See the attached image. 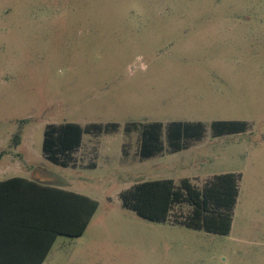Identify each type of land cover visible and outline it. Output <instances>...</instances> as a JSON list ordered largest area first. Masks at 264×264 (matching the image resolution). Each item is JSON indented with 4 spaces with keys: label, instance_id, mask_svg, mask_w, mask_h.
<instances>
[{
    "label": "rangeland",
    "instance_id": "rangeland-1",
    "mask_svg": "<svg viewBox=\"0 0 264 264\" xmlns=\"http://www.w3.org/2000/svg\"><path fill=\"white\" fill-rule=\"evenodd\" d=\"M212 24L231 33L197 35ZM221 121L246 129L216 136ZM177 122L204 134L175 152ZM64 123L119 129L84 134L64 168L42 151L46 126ZM156 123L165 149L142 158L143 128ZM2 150L99 203L83 237H59L46 264H264V0H0ZM226 173L240 175L227 235L173 223L186 203L159 223L120 197L144 181L202 188Z\"/></svg>",
    "mask_w": 264,
    "mask_h": 264
},
{
    "label": "trees",
    "instance_id": "trees-1",
    "mask_svg": "<svg viewBox=\"0 0 264 264\" xmlns=\"http://www.w3.org/2000/svg\"><path fill=\"white\" fill-rule=\"evenodd\" d=\"M245 127L246 124L242 121H221L213 124V131L216 136H223L241 133ZM118 129L117 123H93L86 126L78 123L49 124L44 131V158L64 168L75 166V154L82 146L84 134L100 136ZM203 134L202 123L177 122L169 126L167 138L170 147L177 152L183 149L182 143L185 140H200ZM141 138L142 158H151L164 151L161 124L145 126ZM15 139L19 143L20 135ZM2 156L3 152L0 153V158ZM18 181L28 184L32 199L29 202L15 201V208H29L25 211L29 218L13 221L0 218V235L10 236L14 240L28 235L33 243H41L43 251L35 263L42 264L59 236L78 238L84 235L99 203L83 194L22 178L0 182V186ZM239 182L240 175L235 173L217 175L202 188L195 186L189 179H183L179 185L172 179L144 181L122 192L120 197L125 208L143 219L159 223L171 222L173 208L177 204L186 203L191 207V212L184 220L178 222L175 219L173 223L227 235L232 229ZM30 255L27 254V257ZM0 264L12 263L5 256H0Z\"/></svg>",
    "mask_w": 264,
    "mask_h": 264
},
{
    "label": "crops",
    "instance_id": "crops-1",
    "mask_svg": "<svg viewBox=\"0 0 264 264\" xmlns=\"http://www.w3.org/2000/svg\"><path fill=\"white\" fill-rule=\"evenodd\" d=\"M212 25H213L212 27H208L205 25L197 28V29H201L202 31V32H198L197 35L203 37L210 36L211 38H214L215 35L228 36L231 33L230 31H228L229 27L228 28L220 27V26L215 27V24ZM214 28H217V30L225 28L227 29V32L224 31L213 32ZM18 147L25 148V145L22 146L21 143H18L17 145H15V147L13 146L14 148L13 150L17 152L16 148ZM25 151L31 153L28 149H26ZM2 152H3V156L0 158V182H4L13 178H22L29 181L37 182L42 185L64 188L60 184L52 181L50 179L49 172H47L42 167L37 166V164H34L33 162L24 163L19 153L12 154L10 151L7 150L0 151V153ZM28 187H29L28 184L21 181L0 186V218H4L9 221L29 218L28 212H25L29 208L17 209L15 208L16 204H14V202L17 200L28 201V202L31 201L32 197L28 192ZM59 237H66V236H59ZM82 237L83 236L78 238H82ZM54 245L50 253L52 252ZM42 251H43V245L41 243L38 244L33 243L30 236L28 235H23L17 240H14L10 236L0 235V256H5V258L12 264H27V263L36 264L35 262L39 259V255ZM27 254H31L30 257H27ZM49 255L42 264H46Z\"/></svg>",
    "mask_w": 264,
    "mask_h": 264
}]
</instances>
